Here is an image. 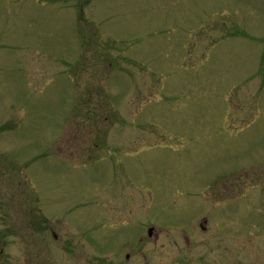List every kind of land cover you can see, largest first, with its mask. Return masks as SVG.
Masks as SVG:
<instances>
[{
    "label": "rangeland",
    "instance_id": "1",
    "mask_svg": "<svg viewBox=\"0 0 264 264\" xmlns=\"http://www.w3.org/2000/svg\"><path fill=\"white\" fill-rule=\"evenodd\" d=\"M42 223L126 264H264V0H0L20 264Z\"/></svg>",
    "mask_w": 264,
    "mask_h": 264
},
{
    "label": "flooded vegetation",
    "instance_id": "2",
    "mask_svg": "<svg viewBox=\"0 0 264 264\" xmlns=\"http://www.w3.org/2000/svg\"><path fill=\"white\" fill-rule=\"evenodd\" d=\"M45 217L46 216L43 215V220ZM203 223H206V220ZM42 226V229L36 230L38 241L40 243L43 242L38 246V248L42 246L44 252V261L41 264H83V256L87 259V263L89 260L91 264L94 263L93 260H95V264H126V260L121 261V254L119 255V251L116 253L114 252V246L112 244L113 237L108 238V246L103 247V245H96L90 247V245L87 244V250L84 252L83 246L85 242H83V237L77 230H74V233L70 231L68 233L66 230L60 228L56 229L55 226L49 225L46 227L43 223ZM199 227L201 231L205 232V227L201 225V223ZM1 235L2 234H0V241L2 239ZM21 248L22 247L18 245L0 243V264H20V261H16L15 259L18 258L19 254L22 255L23 251ZM25 249V252H27V247H25ZM103 249L107 251L106 255L104 258L102 256L98 257V254L104 251ZM127 257L125 253L123 258L126 259ZM10 258L13 260H9ZM28 258L27 256V259ZM28 264H31V262L29 261Z\"/></svg>",
    "mask_w": 264,
    "mask_h": 264
},
{
    "label": "water",
    "instance_id": "3",
    "mask_svg": "<svg viewBox=\"0 0 264 264\" xmlns=\"http://www.w3.org/2000/svg\"><path fill=\"white\" fill-rule=\"evenodd\" d=\"M150 230H151V228L148 229V234H150Z\"/></svg>",
    "mask_w": 264,
    "mask_h": 264
}]
</instances>
